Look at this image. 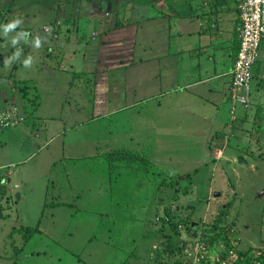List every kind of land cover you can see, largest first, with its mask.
I'll return each instance as SVG.
<instances>
[{"label": "rangeland", "instance_id": "1", "mask_svg": "<svg viewBox=\"0 0 264 264\" xmlns=\"http://www.w3.org/2000/svg\"><path fill=\"white\" fill-rule=\"evenodd\" d=\"M115 2L0 0V57L14 58L10 75L17 78L12 79L15 84L11 83L10 98L0 106V115L24 117L0 129H31L36 108L48 97L46 91L56 93L55 87L47 86V79L59 82L61 89H67L64 77L73 80L83 88L86 102L91 101V75L75 73L68 57H97L103 31L91 20ZM89 10L92 14L87 16ZM15 19L22 23L6 31ZM262 52L253 69L249 106H238L232 113V104H224L218 124L212 126L214 119L209 115L189 113L183 125L185 135L181 131L176 140L166 136L170 142L158 145L167 155L142 153L152 166L148 172L124 167L110 170L108 161L97 156L93 160L98 162L67 160L59 167L62 175L57 185L60 193L75 192L77 198L52 199L53 178L47 202L49 175L45 170L36 172L35 157L26 161L22 166L26 180L19 184L31 185L35 192L15 200L18 192L13 191L9 203L0 206L4 215L0 218V264H264ZM191 60H198L197 55L191 53ZM217 61L220 73L229 70V58L217 57ZM38 63L41 76L36 73ZM39 76L41 90L33 80ZM51 99L60 101L56 95ZM207 99L202 101L203 110H212ZM19 101L27 103V115ZM128 118L123 111L109 118L117 122L115 134L128 130ZM191 129H199L203 137L190 135ZM141 143L117 139L113 149L136 150ZM240 156L247 163L238 164ZM67 172L68 176L63 175ZM169 219L178 236L171 231ZM197 243L202 244L205 258L194 263L190 253Z\"/></svg>", "mask_w": 264, "mask_h": 264}, {"label": "crops", "instance_id": "2", "mask_svg": "<svg viewBox=\"0 0 264 264\" xmlns=\"http://www.w3.org/2000/svg\"><path fill=\"white\" fill-rule=\"evenodd\" d=\"M239 2L116 0L109 10L100 11L91 20L95 28L103 31L97 57H68L72 62L69 67L73 66L75 73H85L87 78L91 75L88 82L91 101L86 102L83 88L78 83L75 86L73 80L64 77L67 89H61L59 82L56 85L47 79V86L55 87L56 93L46 91L48 97H43L36 108L31 129L26 132L21 128L0 129V206L9 203L13 191L18 192L15 200L35 192L31 185L23 188L19 184L26 180L22 166L33 157L36 172L45 170L49 175L45 200L48 202L50 183L55 178L52 199L69 197L74 201L78 193H60L57 185L62 175L59 167L67 160L98 162L95 156L102 158V154L113 149L117 139L121 143L124 138L130 143L142 140L141 148L133 150L161 157L167 154L158 145L170 142L166 136H175L172 139L176 140L181 131L185 135L187 129L183 125L189 113L209 115L214 119L211 126L218 124L224 104L230 103L233 64L240 46ZM87 20L90 24V17ZM263 50L264 43L260 57ZM191 53L198 60L190 61ZM217 57L230 59L227 72L220 73ZM13 60L0 57V106L10 98L11 83L15 84L12 82L15 77L10 75ZM86 65L90 67H81ZM40 67V63L36 64V73L41 72V76ZM51 73L56 75V71ZM40 76L33 79L38 90L43 87ZM210 82L212 85H208ZM13 89L19 91L17 87ZM53 95L59 96L60 101L51 99ZM206 99L212 110H203L202 101ZM18 106L24 113L28 109L22 101ZM122 111L130 115L126 120L130 126L125 125L128 130L122 128L124 132L120 129L115 134L117 122L109 118ZM189 133L197 137L204 134L199 129H191ZM204 136L210 138L208 133ZM11 166L16 169L13 171ZM63 175L68 176V172Z\"/></svg>", "mask_w": 264, "mask_h": 264}, {"label": "built area", "instance_id": "3", "mask_svg": "<svg viewBox=\"0 0 264 264\" xmlns=\"http://www.w3.org/2000/svg\"><path fill=\"white\" fill-rule=\"evenodd\" d=\"M240 16L239 39L240 46L234 59L232 79L229 89V101L232 104V113L238 106L248 107L251 101V82L253 69L259 59L261 47L264 43V0H240L238 5ZM17 108V107H15ZM24 117L17 115L11 119L10 115H0V128H6ZM202 244L194 245L190 255L193 262L204 259Z\"/></svg>", "mask_w": 264, "mask_h": 264}, {"label": "trees", "instance_id": "4", "mask_svg": "<svg viewBox=\"0 0 264 264\" xmlns=\"http://www.w3.org/2000/svg\"><path fill=\"white\" fill-rule=\"evenodd\" d=\"M101 156L108 161L110 169H114L116 167H124V168L132 169L137 172L139 171L148 172L152 168L151 163L148 162L147 156L135 150L122 149V148L112 149L110 151L105 152ZM1 217L2 214L0 209V218ZM168 223L171 226V231L173 230V232L177 234L176 236H178L177 230L171 224V219H169ZM29 231H34V230L29 229Z\"/></svg>", "mask_w": 264, "mask_h": 264}, {"label": "clouds", "instance_id": "5", "mask_svg": "<svg viewBox=\"0 0 264 264\" xmlns=\"http://www.w3.org/2000/svg\"><path fill=\"white\" fill-rule=\"evenodd\" d=\"M22 21L20 19H15L11 23L6 25V31L7 30H12L17 27V25H20ZM37 46H38V41H37ZM261 52V51H260ZM260 57V56H259ZM259 60V59H258ZM258 62V61H257ZM5 65L7 66V61H5Z\"/></svg>", "mask_w": 264, "mask_h": 264}, {"label": "water", "instance_id": "6", "mask_svg": "<svg viewBox=\"0 0 264 264\" xmlns=\"http://www.w3.org/2000/svg\"><path fill=\"white\" fill-rule=\"evenodd\" d=\"M244 163H247L246 160L244 159V157L240 156V157L238 158V164L242 165V164H244ZM262 194H264V192H263ZM262 194H261V195H262ZM261 195H260V196H261Z\"/></svg>", "mask_w": 264, "mask_h": 264}]
</instances>
